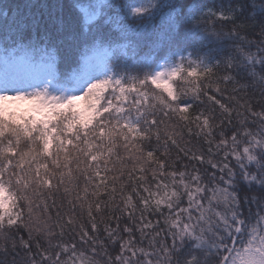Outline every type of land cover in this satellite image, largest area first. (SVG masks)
<instances>
[{"label":"snow or ice","instance_id":"obj_1","mask_svg":"<svg viewBox=\"0 0 264 264\" xmlns=\"http://www.w3.org/2000/svg\"><path fill=\"white\" fill-rule=\"evenodd\" d=\"M70 9L0 0V264H264V0Z\"/></svg>","mask_w":264,"mask_h":264},{"label":"trees","instance_id":"obj_2","mask_svg":"<svg viewBox=\"0 0 264 264\" xmlns=\"http://www.w3.org/2000/svg\"><path fill=\"white\" fill-rule=\"evenodd\" d=\"M4 2L7 4H11L14 7L18 6L21 11V14H28L30 12L37 16H39L40 14H44L45 17H47L49 13L58 15L61 10H63L64 14L68 16L71 12L70 5L72 3V0H4ZM80 2L86 4L88 0H80ZM206 2L209 8H211L213 5L219 8L221 4L225 6H227L228 4V0H206ZM60 6H62V9ZM72 14L74 15V13ZM144 23H147V22H144ZM153 23L162 24V23H165V21L158 18L157 20L153 21ZM197 23H199L201 28L206 29L209 32L215 31L217 33H227V32H230V30L233 28V24L231 22L220 20L216 16L205 17L204 19L198 20ZM237 23H239V21H237ZM245 31L246 30H241V35H244ZM248 38L254 39V37H251V36H249ZM204 50L207 51V49H204ZM221 71L222 69H219L217 70V73L219 74ZM221 87L222 88L227 87L229 90H231L232 85L229 84L225 86L224 84H221ZM254 88L255 90L253 91L252 89H250L247 95L253 97L254 101H259L261 99L260 86L255 85ZM237 95L244 96L245 94L239 93ZM224 102L231 103V104L235 103L234 101H224ZM207 107L209 109H213L212 105H207ZM257 110L259 109L257 108ZM214 112L217 117L216 122L218 123L220 119V110L218 108H214ZM193 114H195V110L193 111ZM233 120L235 121V116L233 117ZM193 130L195 131L194 126H193ZM189 140H191V143L189 144V146L193 147V150H196L197 147L206 150L208 147V145L204 144L202 140L198 142L195 136L189 138L185 130L184 140L181 141V144L183 145L185 142H188ZM173 155H175V150H173ZM244 194H245L244 192H241V195H244ZM253 211H255L254 207H253ZM34 219H37L40 222L43 221L44 217H43V213L41 209L34 210ZM54 221H55V214L53 213L52 221H50V223H54ZM136 235L137 237H139V233H137ZM146 246H147V241H145V247ZM96 259H100V257H97Z\"/></svg>","mask_w":264,"mask_h":264},{"label":"rangeland","instance_id":"obj_3","mask_svg":"<svg viewBox=\"0 0 264 264\" xmlns=\"http://www.w3.org/2000/svg\"><path fill=\"white\" fill-rule=\"evenodd\" d=\"M80 104L83 105V102L81 101Z\"/></svg>","mask_w":264,"mask_h":264}]
</instances>
